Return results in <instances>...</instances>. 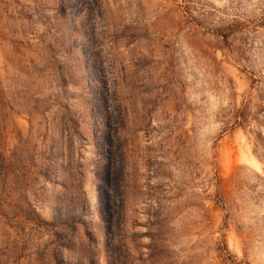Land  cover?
<instances>
[{
    "label": "rangeland",
    "instance_id": "obj_1",
    "mask_svg": "<svg viewBox=\"0 0 264 264\" xmlns=\"http://www.w3.org/2000/svg\"><path fill=\"white\" fill-rule=\"evenodd\" d=\"M0 264H264V0H0Z\"/></svg>",
    "mask_w": 264,
    "mask_h": 264
}]
</instances>
